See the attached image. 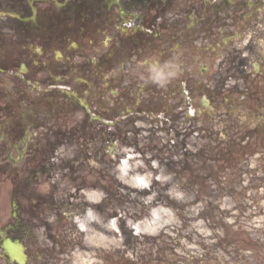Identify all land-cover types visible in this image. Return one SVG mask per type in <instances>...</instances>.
<instances>
[{
  "label": "flooded vegetation",
  "instance_id": "obj_1",
  "mask_svg": "<svg viewBox=\"0 0 264 264\" xmlns=\"http://www.w3.org/2000/svg\"><path fill=\"white\" fill-rule=\"evenodd\" d=\"M161 1L83 0L77 5L71 0H0V264H18L4 254L5 238L22 241L27 264H61L34 232L58 215L50 216L45 208L76 205L82 201L78 193L89 188L106 192V205L113 202V150L99 138L96 116L74 118L81 108L70 74L80 68L71 62L76 53L90 55L99 48L98 71L126 78L130 88L132 80L150 76L145 58H170L203 124H220L228 137L254 124L246 135L264 140V0ZM145 8L159 25L133 35L132 14ZM110 29L119 31L110 46L91 42L97 32ZM177 42L183 47L172 49ZM64 84H69L67 94ZM112 88L117 94L108 86L111 98L127 91ZM55 125L60 139L65 134L68 142L82 137L81 150L52 153ZM81 130L88 137L79 135ZM40 172L48 194L37 193L34 175Z\"/></svg>",
  "mask_w": 264,
  "mask_h": 264
},
{
  "label": "rangeland",
  "instance_id": "obj_2",
  "mask_svg": "<svg viewBox=\"0 0 264 264\" xmlns=\"http://www.w3.org/2000/svg\"><path fill=\"white\" fill-rule=\"evenodd\" d=\"M211 126H215V129L217 128L216 124ZM213 130L209 141L218 139L217 130L215 132ZM240 166L243 173L238 177V183L246 184L248 187H245V190H241L239 193H234V196H219L218 174H214V177H211V180H213L211 188H208L205 184L198 192L183 190L177 184V190L184 193V198L180 200L171 196L169 194L170 190L156 188L145 195L138 193V191L136 192L135 189H122L123 192L120 194H124L123 198L118 199L120 202H115L114 204L115 216H118L121 211L124 212V216L118 222L119 234L104 226L107 223L106 220H103V224L100 223L99 221L102 219L99 218L98 212L92 211L98 216V220L88 222L82 242L91 249L101 250L103 254L106 250H110L116 259L121 256L123 260L125 257L137 258L141 254H146L153 258L154 255L161 253L162 249L170 248V245L175 243V248L169 253L176 256L177 258L175 259L177 261L182 262L177 264L189 263L191 258L199 262V255L203 251H208L206 253V264L235 263L232 260L233 255H226L218 248V251H214L217 246L212 235L219 229L220 224L218 225L217 223L220 220L226 233L234 235L241 242H246L244 245L241 243L242 248L245 250L239 252L241 257L240 264H264V221L260 222L262 226H257L258 219L264 216V149L260 146L258 151H253L244 158L240 162ZM159 170H163L165 175H171V179L164 182V184L168 186L171 183V189L175 187V176L172 175V172L168 173V168L164 170L161 166ZM179 179L178 182L180 184L187 185L185 178ZM162 184L160 182L159 187ZM44 188L45 186H41V189ZM153 192L156 193L154 198L150 202H146V198ZM194 199H197V201L195 206H192L190 201ZM237 199L239 201L238 207L233 209L234 201ZM176 202L178 204H175ZM158 206H163L173 211V222L164 224L157 229L155 234L141 232L139 235H132L131 232H134V230L128 225V220L139 221L150 218V210ZM202 208L208 213L210 219L207 217L202 219L200 217L201 213L198 214V212H201ZM228 211L230 212L228 213ZM225 212L226 214H224ZM105 215L104 213L103 216ZM200 221H203V223H198ZM80 222H83V220H80ZM54 227L51 226V228ZM212 227L214 230H212ZM201 228L205 229L208 234L205 231H200ZM122 230H125V232ZM34 232L37 234L40 244H49L43 227L35 228ZM96 233L105 236V241L99 244L95 243L94 241L97 240ZM173 238L177 241L174 242ZM113 240L117 242L113 243ZM157 249H159L158 253ZM74 256L81 259L80 261L83 263L86 254L77 249L74 251ZM66 257L67 255L64 256V258Z\"/></svg>",
  "mask_w": 264,
  "mask_h": 264
},
{
  "label": "clouds",
  "instance_id": "obj_3",
  "mask_svg": "<svg viewBox=\"0 0 264 264\" xmlns=\"http://www.w3.org/2000/svg\"><path fill=\"white\" fill-rule=\"evenodd\" d=\"M150 73V79L151 81L157 85V87H164L165 84L168 82V79L170 76L174 75L172 72H167L164 70V68L157 67L155 65L151 66L149 69ZM130 154L121 160V163L117 166L119 168V176L118 178L122 181H124L126 184H130L134 187L146 189L149 188L152 184V179L155 178L156 180L160 181L161 183H164L171 179V175H165L163 173V170H161L160 174L154 175L153 172L147 171L145 173H134L130 178L125 179L126 176H128L129 169H135L137 164H143L141 160H136L135 163H129V160L133 157L135 154L132 149L127 150ZM152 166L155 168H159V162L158 161H152ZM169 194L176 199L180 200L184 198V193L181 191H178L176 187H173L170 189ZM87 198L90 201L99 202L101 198L104 196L103 192H87L86 193ZM156 195L155 192H153L151 195H149L146 198V202H150L154 196ZM124 216V212H120L118 216L111 217L106 224H104L105 227L115 231L117 234H119L120 229L118 226L119 219ZM174 216L173 211L169 208L158 206L150 210V218H145L139 221H134L132 219L128 220V225L134 230L135 234L139 235L141 232L149 233V234H155L157 229L162 227L164 224H168L173 222ZM92 220H98V217L92 212V210H89L85 220L80 224V227L82 229H86L88 226V222ZM261 221H264V216L260 217L257 221V226H262ZM100 223H104L103 220L99 221ZM198 223H203V221H200ZM200 231H205V229H200ZM206 234H208L206 232ZM97 240L94 242L99 244L105 241L106 237L103 236L100 233H96ZM113 243L117 242L115 240L112 241ZM89 264H92L90 261Z\"/></svg>",
  "mask_w": 264,
  "mask_h": 264
}]
</instances>
